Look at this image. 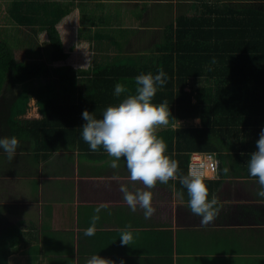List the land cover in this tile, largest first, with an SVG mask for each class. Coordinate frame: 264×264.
I'll list each match as a JSON object with an SVG mask.
<instances>
[{
  "label": "crops",
  "instance_id": "obj_1",
  "mask_svg": "<svg viewBox=\"0 0 264 264\" xmlns=\"http://www.w3.org/2000/svg\"><path fill=\"white\" fill-rule=\"evenodd\" d=\"M72 1L85 4L77 44L84 48L87 59H104L105 41L109 48L117 46L113 58L120 52L129 58L145 56L160 41L163 30L174 25L182 13L193 14L198 3L200 9L204 4L221 3L264 10V0ZM90 16H105L111 24L105 31L90 24ZM96 27L101 28L98 35H79L81 28ZM76 119L81 123L78 132L69 134L65 147L47 161L36 162L30 152L21 149L9 160L0 150V216L4 223L17 225L25 236L11 254V264H85L95 254L115 264H264V198L257 196L259 186L247 166L228 165L229 171H222V177L219 171V177L209 179L218 182L216 187L205 182L209 199L215 196L219 201V212L213 222L202 226L200 217L188 208L187 190L178 180L158 181L154 189L130 181L124 158L118 169H112L109 160L113 158L102 147L90 150L81 136L85 121L79 114ZM187 122H177L174 128ZM165 142L168 148L170 142ZM165 154L171 157L168 149ZM114 175L119 181L112 179ZM121 185L132 192L152 191L156 211L150 219L144 218L139 207L135 212L129 209ZM101 203L109 207L101 211L95 235L86 237L83 230L90 226L95 207ZM128 225L133 241L122 246L120 230Z\"/></svg>",
  "mask_w": 264,
  "mask_h": 264
},
{
  "label": "trees",
  "instance_id": "obj_2",
  "mask_svg": "<svg viewBox=\"0 0 264 264\" xmlns=\"http://www.w3.org/2000/svg\"><path fill=\"white\" fill-rule=\"evenodd\" d=\"M62 2L65 15L75 1ZM198 4L193 14L182 13L174 25L166 27L145 56L129 58L120 52L81 71L57 66V79L38 87H22L19 92L17 86L44 75L47 64L26 60L5 36L0 41V138L15 136L20 142L17 150L30 152L36 162L47 161L65 147L69 134L78 132L77 114L87 110L102 118L107 107L135 94L136 76H155L163 70L168 80L158 88L152 103L167 100L176 121L169 118L172 126L156 134L170 142L167 149L179 162V172L187 175L192 156L206 153L216 155L221 177L230 165L246 169L264 129V10L221 3L204 4L200 9ZM14 10H19L17 5ZM89 23L105 31L111 24L105 16H90ZM100 30L81 28L79 35H98ZM48 31L52 59L65 60L56 28ZM117 83L127 89L119 97L114 94ZM32 97L40 105L41 119L20 116L22 101ZM196 119L201 126L174 128L177 122ZM204 182L218 185L209 179ZM24 241L17 225L4 223L0 216V264H11V254Z\"/></svg>",
  "mask_w": 264,
  "mask_h": 264
},
{
  "label": "clouds",
  "instance_id": "obj_3",
  "mask_svg": "<svg viewBox=\"0 0 264 264\" xmlns=\"http://www.w3.org/2000/svg\"><path fill=\"white\" fill-rule=\"evenodd\" d=\"M167 80V74L163 70L155 76L151 73L136 76L135 94L128 95L118 105L107 107L102 113V118L98 119L93 113L83 111L82 118L85 123L81 129V136L91 151L96 152L102 147L107 155L113 158L109 160L112 169H118L121 158H124L129 173L128 179L132 182H141L145 189H154L158 181L168 184L170 180H178L187 190L188 208L192 214L200 217L202 226H207L218 215V199L215 196L209 199V190L202 173L190 170L187 175H183L179 172V162L165 154L167 144L156 134L158 128L169 125V118L176 121L171 117L167 100L159 105L152 103L158 88L163 87ZM126 91L124 84L115 85L114 94L117 97ZM19 143L15 136L3 137L0 138V149H3L11 160L16 155ZM256 149L249 154L247 167L249 176L256 178L259 186L257 196L264 198V129L261 130L256 141ZM223 171L227 174L229 169L224 168ZM112 179L119 181L120 177L114 175ZM119 190L132 212L139 207L143 210L145 219L153 216L156 209L152 206V191L137 189L132 192L125 185H121ZM108 207L107 203L95 207L94 214L90 218V226L83 230L86 237L95 235L100 213ZM120 241L122 246L130 245L133 241L131 225L120 230ZM85 264H115V262L95 254L87 258Z\"/></svg>",
  "mask_w": 264,
  "mask_h": 264
},
{
  "label": "rangeland",
  "instance_id": "obj_4",
  "mask_svg": "<svg viewBox=\"0 0 264 264\" xmlns=\"http://www.w3.org/2000/svg\"><path fill=\"white\" fill-rule=\"evenodd\" d=\"M81 3L69 4V12L64 15L62 12L65 5L62 0H0V41L8 36L12 47L21 51L26 60L47 64L44 75L27 84L17 86L18 92L22 87H38L57 79V66L81 71L95 64H102L104 60H110L117 54L115 51L117 46L110 45L109 48L106 41L104 42L106 54L102 55L104 59L98 55H96L99 57L97 59H87L84 48L81 45L78 47L80 38L77 34V26L82 23L83 8H85L83 7L85 4ZM16 5L19 10H14ZM51 27H55L60 36L62 50H64L62 52L67 55L65 60L52 59L54 50L48 31ZM92 49L97 51L94 45ZM22 103L20 116L28 119L42 117L40 105L35 97L24 100ZM185 124L193 127L201 125L199 120H191Z\"/></svg>",
  "mask_w": 264,
  "mask_h": 264
},
{
  "label": "built area",
  "instance_id": "obj_5",
  "mask_svg": "<svg viewBox=\"0 0 264 264\" xmlns=\"http://www.w3.org/2000/svg\"><path fill=\"white\" fill-rule=\"evenodd\" d=\"M209 157H211V159ZM202 165L204 167H201ZM190 170L202 173L204 179H215L219 173V161L216 155L211 153L194 154L189 165V171Z\"/></svg>",
  "mask_w": 264,
  "mask_h": 264
}]
</instances>
